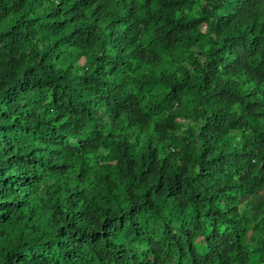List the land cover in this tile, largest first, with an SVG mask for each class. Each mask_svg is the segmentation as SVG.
<instances>
[{
    "label": "trees",
    "instance_id": "trees-1",
    "mask_svg": "<svg viewBox=\"0 0 264 264\" xmlns=\"http://www.w3.org/2000/svg\"><path fill=\"white\" fill-rule=\"evenodd\" d=\"M0 264H264V0H0Z\"/></svg>",
    "mask_w": 264,
    "mask_h": 264
}]
</instances>
